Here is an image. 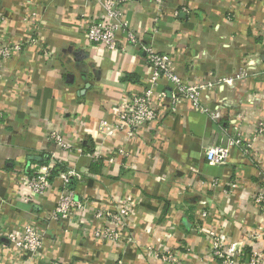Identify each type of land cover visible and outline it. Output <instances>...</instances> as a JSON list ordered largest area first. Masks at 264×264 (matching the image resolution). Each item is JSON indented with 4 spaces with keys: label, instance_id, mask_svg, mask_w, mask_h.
I'll use <instances>...</instances> for the list:
<instances>
[{
    "label": "crops",
    "instance_id": "crops-1",
    "mask_svg": "<svg viewBox=\"0 0 264 264\" xmlns=\"http://www.w3.org/2000/svg\"><path fill=\"white\" fill-rule=\"evenodd\" d=\"M101 7L98 0L0 3V36L24 43L37 36L0 68V232H20L35 222L45 234L34 256L3 248L7 240L1 236L0 264H165L145 254L147 245L177 250L181 264H216L208 258L207 230L234 242L264 230L251 200L259 189L257 174L264 172V138L249 155L230 146L223 165L205 159L206 148L229 145L239 128L250 139L264 119V0L123 4V21L142 45L167 52L185 81L215 82L203 90L202 103L220 111L215 119L184 100L172 111L167 99L159 118L132 136L123 130L104 134L98 126L102 118L114 124L117 105L143 90L147 57L123 34L116 50L86 41L84 18H98ZM31 10L38 13L35 21L27 17ZM240 68L245 78L218 83ZM53 129L62 132L71 151L47 140ZM52 153L62 159L63 170L80 174L70 187L91 208L129 206L123 240L95 239L97 222L90 215L46 220L58 202V176L43 196L22 199L20 181ZM201 200L207 218L199 216ZM259 245L264 250V233Z\"/></svg>",
    "mask_w": 264,
    "mask_h": 264
},
{
    "label": "built area",
    "instance_id": "built-area-1",
    "mask_svg": "<svg viewBox=\"0 0 264 264\" xmlns=\"http://www.w3.org/2000/svg\"><path fill=\"white\" fill-rule=\"evenodd\" d=\"M2 0H0L1 3ZM100 1L102 14L98 18L88 17L85 19V37L88 43H98L109 50L119 48L118 36L123 34L127 41L135 47H140L146 54L148 73L145 76V87L138 94L132 95L125 102H120L117 107V118L114 124L110 125L106 119L102 118L98 129L104 134H113L116 131H125L132 136L138 132L144 124L156 121L161 111L165 110V101H170L171 110L174 111L181 101H189L195 111L208 114L217 119L220 116L219 110H210L202 103V92L204 89H211L215 82L205 81L201 83H191L185 81L178 73L177 67L171 56L167 52L157 51L151 44L142 45L141 38L136 31L128 28L123 21L122 6L124 3L133 0H98ZM161 4L162 0H150ZM182 11L187 12L185 6ZM178 13V11H176ZM31 20L38 19V13L31 10L27 16ZM36 34L25 43L30 45L36 42ZM262 45L264 46V24L260 30ZM24 42H10L7 38L0 36V68L10 58L20 54L25 48ZM248 73L240 68L234 76H224L218 79V83L232 84L236 80L245 78ZM238 128V125H236ZM238 132L235 138L229 140V145L216 144L206 148L205 159L214 165H223L229 157V147L236 146L247 155L250 154L254 142L259 138H264V119L260 120L256 130L250 139H245ZM49 140L55 147L62 151H71V145L64 138L58 129L49 130L47 133ZM122 152V151H121ZM96 160V157H93ZM62 159L55 153L49 155L48 160L33 166V171L25 175L20 181V195L24 201H33L43 196L51 186L55 176L61 178V189L56 206L46 213V220L70 221L78 216L90 215L97 222L93 230V237L104 242H118L123 240L126 232L127 218L130 209L127 204L117 207L116 210H106L101 208H91L88 201L78 197L70 187L72 177L80 178V174L73 169L63 170ZM58 170L53 175V171ZM259 189L252 194V202L257 206L259 214L264 218V172H258ZM213 184L218 180L214 179ZM235 187L234 184L231 185ZM200 217L207 218L209 212L206 209V200H201ZM67 230V229H66ZM264 230L250 232L245 242H234L218 233L217 230H207L209 237V259H213L216 264H264V250L259 245V240ZM7 240V245L3 248L15 249L26 252L34 256L42 248L45 234L38 230L36 223L31 222L20 232L5 229L0 232ZM128 240V238H127ZM249 248V249H248ZM146 255L153 257L165 264H181L180 254L172 248H157L152 245L143 247Z\"/></svg>",
    "mask_w": 264,
    "mask_h": 264
},
{
    "label": "trees",
    "instance_id": "trees-1",
    "mask_svg": "<svg viewBox=\"0 0 264 264\" xmlns=\"http://www.w3.org/2000/svg\"><path fill=\"white\" fill-rule=\"evenodd\" d=\"M44 160H45V161H44L43 163H45V162L48 160V158L46 159V157H44ZM60 168H61V167H60ZM61 169H62V168H61ZM57 172H58V170H54V171H53V175L57 174ZM248 249H249V248H248Z\"/></svg>",
    "mask_w": 264,
    "mask_h": 264
}]
</instances>
